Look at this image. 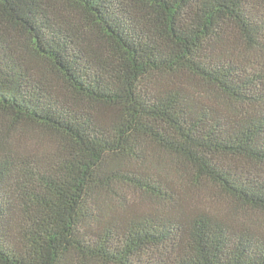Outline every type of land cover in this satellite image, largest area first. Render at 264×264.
I'll use <instances>...</instances> for the list:
<instances>
[{"label": "trees", "instance_id": "16d2710c", "mask_svg": "<svg viewBox=\"0 0 264 264\" xmlns=\"http://www.w3.org/2000/svg\"><path fill=\"white\" fill-rule=\"evenodd\" d=\"M0 264H264V0H0Z\"/></svg>", "mask_w": 264, "mask_h": 264}, {"label": "rangeland", "instance_id": "374dc122", "mask_svg": "<svg viewBox=\"0 0 264 264\" xmlns=\"http://www.w3.org/2000/svg\"><path fill=\"white\" fill-rule=\"evenodd\" d=\"M26 143L30 145L33 144L31 139H27ZM203 193L205 194H202L203 199L201 201L203 202L201 203V205L217 213H221L223 211L226 212L229 209L233 210V204L217 191L211 189L206 190Z\"/></svg>", "mask_w": 264, "mask_h": 264}]
</instances>
